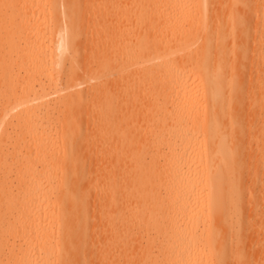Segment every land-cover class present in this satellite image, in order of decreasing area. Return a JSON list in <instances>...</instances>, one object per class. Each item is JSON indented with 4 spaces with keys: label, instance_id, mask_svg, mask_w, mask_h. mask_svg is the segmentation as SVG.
<instances>
[{
    "label": "bare ground",
    "instance_id": "6f19581e",
    "mask_svg": "<svg viewBox=\"0 0 264 264\" xmlns=\"http://www.w3.org/2000/svg\"><path fill=\"white\" fill-rule=\"evenodd\" d=\"M0 264H264V0H0Z\"/></svg>",
    "mask_w": 264,
    "mask_h": 264
},
{
    "label": "rangeland",
    "instance_id": "374dc122",
    "mask_svg": "<svg viewBox=\"0 0 264 264\" xmlns=\"http://www.w3.org/2000/svg\"><path fill=\"white\" fill-rule=\"evenodd\" d=\"M254 256H257L259 253H252ZM262 255H260V257H261Z\"/></svg>",
    "mask_w": 264,
    "mask_h": 264
}]
</instances>
